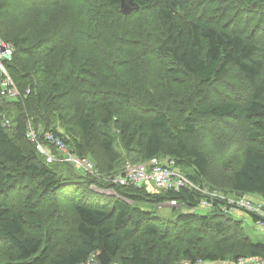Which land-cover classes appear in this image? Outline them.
Instances as JSON below:
<instances>
[{"label":"trees","instance_id":"obj_1","mask_svg":"<svg viewBox=\"0 0 264 264\" xmlns=\"http://www.w3.org/2000/svg\"><path fill=\"white\" fill-rule=\"evenodd\" d=\"M56 1L0 0V34L14 46L6 68L19 91L16 100L0 101V264H78L90 252L102 263L119 264H232L264 256V242L223 212L220 198L201 213L196 208L208 197L200 190L112 185L69 161L47 162L26 135L35 129L37 141L58 154L44 138L50 132L70 153L91 157L105 175L119 172L125 160L171 158L200 187L264 198V0H134L138 8L128 14L120 0H89L87 14L81 9L70 26L49 19ZM252 5H261L259 13ZM141 9L151 13L145 28L155 30L156 41L129 38L131 47L147 44L151 55L142 72L148 81L134 90L123 45L107 52L98 46L101 35ZM231 69L246 93L227 79ZM183 87L194 90L188 106L186 99L179 104V94L187 95ZM179 107L188 108L182 119L174 114ZM200 129L202 139L213 140L206 148L196 141ZM115 138L128 157L115 148ZM223 170L230 175L225 186L218 181ZM91 185L117 195H101ZM171 200L178 206L170 207V218L150 208ZM52 215L60 225L56 240L68 230L75 237L66 249H56L44 226Z\"/></svg>","mask_w":264,"mask_h":264},{"label":"rangeland","instance_id":"obj_2","mask_svg":"<svg viewBox=\"0 0 264 264\" xmlns=\"http://www.w3.org/2000/svg\"><path fill=\"white\" fill-rule=\"evenodd\" d=\"M83 3H85V7H80L81 4H83ZM21 4H25V3L23 2ZM55 4L56 5H54L53 7H51L48 10L49 11V14H48L49 19L52 22L60 21L61 23H63V24L67 23V25L70 26V23H71L70 20H73L75 18L80 19L79 18V12L81 11V9L83 12L82 17H84L87 14L86 5L89 4V0H58L55 2ZM260 6L261 5L250 6L251 12L259 13ZM26 13L29 14V12H26ZM241 13L245 14V12H240V14ZM150 14L151 13L149 11H146V10H142V9L137 10V12H135V14H133V16L131 15L132 17L130 16L131 17L130 20H127L126 23H124V21H121L119 23V26L115 25V28H114L115 30H113V32H108V33L100 36V40H101L100 45L101 46L100 45L98 46V49H99L98 52H101V51L107 52V51L111 50L113 48V46H114V49L116 51H118L120 49V44L123 45L122 48H124V52L126 53L124 61H123V65L126 66L130 70V74H131L132 78L130 76L129 77L131 78L130 82L134 83V86H133L134 90H137V89L141 90L142 87L139 86L138 84L139 83H145L148 81V78H146L145 76L142 77L143 76L142 72L146 69V66L148 64L147 62L150 59L151 55H150V47L147 44H145L144 42L137 41L135 47H131L132 43L128 42V41H129V38H131L134 35L135 37H137L139 39H146V38L150 39L152 42V46H153V44L156 41V36L154 33L155 30L154 29L149 30V29L145 28V26L147 25V22L145 19H151L152 18V16ZM256 18L257 17H255L254 19H256ZM238 19L240 20L239 24L242 25L244 22V19L242 17H239ZM39 20H40L39 18L34 19L32 21V23H36ZM132 22H134V23H132ZM137 22H139L138 25H136ZM232 22H235V19ZM252 23H253V21H252ZM6 27H7V24H6ZM16 28H17L16 26L10 27L11 30H16ZM73 28H75V27H73ZM7 29L9 30L8 27H7ZM69 30L70 29H68V31ZM70 31L75 32L73 29ZM120 35H121V37H119ZM94 37H97V36H94ZM109 37H110V39H108ZM79 39L83 41V38L81 36H79ZM136 55H138L139 58ZM98 57H100L101 59H104L106 61L105 55L99 54ZM131 58L135 62H132L133 60ZM139 59L142 62L141 64L138 63ZM167 60L164 61L163 64L161 63L162 69L166 67ZM159 72H160V70H158V69L155 70V73L159 74ZM168 75H169V72H166V74L163 76H168ZM228 75H229V77H227V79L232 82L234 89H237L240 91V88H242L241 89L242 93L247 92L246 89L243 88L246 86V84L244 83V80L238 76V73L235 71V69H231L229 71ZM187 80L190 82L192 81L190 78H188ZM177 82L185 84V82H180V81H177ZM190 82H186V85ZM183 89H184L183 92H187V95H186V93L179 94L180 95L179 96V104H181L183 102V100L186 99L185 105L188 106L192 102L193 98L195 97L194 90L192 89V87H183ZM187 90H190V91H187ZM177 95L178 94H176V96ZM164 97L165 96H163V98ZM15 100H16V98H15ZM104 102H106V101H104ZM120 106L121 105L116 103L113 108H116L118 110L120 108ZM185 107H179V112H177L178 109H176L174 114H178L179 119H182L184 117V115L186 113V109H188ZM113 126H115V124L112 125V128H113V131L115 132V134H117L118 130ZM202 135H203V129H200V133L197 136L196 141L201 143V146L203 148H206V146L208 144L212 143L213 140L211 139L210 141L206 142L204 139H202ZM119 145H120V142L118 141V139L115 138V144H114L115 148L121 152L122 156L124 155V157H128L130 155L129 152L125 151L124 149H121L119 147ZM87 158H89V157H87ZM90 159H91V157H90ZM160 159L164 160L163 158H160ZM91 160L93 161V159H91ZM128 163L139 164V163H132L131 161L125 160L124 162H122V164H120L121 168L119 167V170L120 169L121 170L117 173H120L121 171H123L124 167H126V164H128ZM95 166H96V164H95ZM96 171L99 175L94 174V175H90V176L98 178V179H100V177L102 176L104 178H102L100 180H102L104 182H108V181H105L107 176H110L112 174H117V173H115L116 170L109 172L107 175H105V173H102V172L99 173L98 172L99 170L97 169V167H96ZM188 171L191 173L190 169H188ZM2 172H5V170L0 171V178H3V176H4V173H2ZM229 173H230V171H229ZM229 176L230 175L225 170L220 172L219 178H218L219 185L225 186L230 179ZM5 184H6V182L4 181L2 183L3 188H4ZM112 185H115V184H112ZM91 188L94 191L100 192L101 195L107 196V194H108L105 192L103 193V191H102L103 189H101L99 187L91 185ZM207 188L209 191L215 190V191L219 192L218 190L209 188L208 186H207ZM15 190L16 189H14V192H15ZM7 194H9V196H10L11 191H9ZM114 195H116V194L114 193ZM253 198L264 201V198H262L258 195L254 196ZM52 201L55 202V199H53ZM169 202L170 201L165 202L163 204H159L158 207L157 206H152V207L150 206V208L153 209L155 211V213L161 215L162 217L170 218L173 216V211L170 210L172 208V206L169 205ZM176 206H178V205H176ZM196 211L201 212V213H206L209 210L206 208H203L201 206H198L196 208ZM52 216H53L52 220L49 219V216L44 217V220H45L44 226H47V228L51 229L52 234L54 236L53 240H56L57 235L55 234L54 229L60 227V225H59V222H57L58 220L56 219V217L54 215H52ZM66 216L69 217V214H66ZM230 216L242 221V224L245 228V232L247 233L248 236H250L251 238H253L255 240H261L264 242V235H263L264 231H263V229L258 227L254 223L253 218L249 213L241 211V210H237L236 212L230 213ZM68 228H69V226H67V228H65V229L68 230ZM74 238L75 237H74L72 231H70V230L66 231L64 238L59 237V239L56 240V242H55L56 249H61V248L66 249L68 246H70L72 244L73 240H75ZM128 250H129L128 245L124 244L121 252L127 253ZM186 262L189 263L188 261H183L181 264L186 263ZM203 264H215V263H203Z\"/></svg>","mask_w":264,"mask_h":264},{"label":"built area","instance_id":"obj_3","mask_svg":"<svg viewBox=\"0 0 264 264\" xmlns=\"http://www.w3.org/2000/svg\"><path fill=\"white\" fill-rule=\"evenodd\" d=\"M14 46L5 41L0 34V101L3 99H15L19 95V91L9 75L6 63L12 58ZM27 137L36 142L37 150L46 156L47 162L53 161H69L75 169L83 174L94 175L98 174L95 163L87 157H81L74 153H70L63 142L54 137L50 132H43L45 140L54 145L59 152L54 154L48 152L44 146L37 141L36 130L29 127L26 131ZM152 157L149 160L139 164H126L123 171L117 174L107 176L105 181L110 184L136 187L153 186L154 189H179L181 187H188L202 191L208 198H204L200 202V206L206 209H211L214 206V199L220 198L223 200L220 208L225 213L236 212L237 210H244L247 213L254 214V223L264 230V201L253 198L256 195L243 194L238 197L224 196L215 190L209 191L207 185L200 187L192 183L185 175H183L175 166L174 159ZM99 175V174H98ZM100 177V176H99ZM104 178V177H102ZM101 178V179H102ZM156 187V188H155ZM103 193L114 194L113 189H103ZM111 192V193H110ZM116 194V193H115ZM117 195V194H116ZM170 206H176L178 203L175 200L169 202ZM78 264H119L117 262L102 263L97 258L96 252H90L85 259ZM183 264H191L183 263ZM195 264H203L201 260L196 261ZM232 264H264V256L240 257Z\"/></svg>","mask_w":264,"mask_h":264},{"label":"water","instance_id":"obj_4","mask_svg":"<svg viewBox=\"0 0 264 264\" xmlns=\"http://www.w3.org/2000/svg\"><path fill=\"white\" fill-rule=\"evenodd\" d=\"M137 8L138 4L134 0H120V9L123 14H128Z\"/></svg>","mask_w":264,"mask_h":264},{"label":"crops","instance_id":"obj_5","mask_svg":"<svg viewBox=\"0 0 264 264\" xmlns=\"http://www.w3.org/2000/svg\"><path fill=\"white\" fill-rule=\"evenodd\" d=\"M149 188H151V190H154V187L153 186H151V187H149ZM264 231V230H263ZM98 254V253H97ZM216 264V263H215ZM217 264H220V263H217Z\"/></svg>","mask_w":264,"mask_h":264},{"label":"bare ground","instance_id":"obj_6","mask_svg":"<svg viewBox=\"0 0 264 264\" xmlns=\"http://www.w3.org/2000/svg\"><path fill=\"white\" fill-rule=\"evenodd\" d=\"M194 190V189H193ZM197 191V190H196ZM207 196V195H206ZM218 198V197H217ZM182 207V206H181ZM212 210V209H211Z\"/></svg>","mask_w":264,"mask_h":264}]
</instances>
